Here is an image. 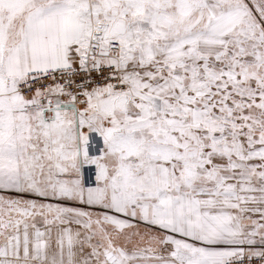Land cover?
I'll return each mask as SVG.
<instances>
[{"label": "snow or ice", "instance_id": "snow-or-ice-1", "mask_svg": "<svg viewBox=\"0 0 264 264\" xmlns=\"http://www.w3.org/2000/svg\"><path fill=\"white\" fill-rule=\"evenodd\" d=\"M0 264H264V0H0Z\"/></svg>", "mask_w": 264, "mask_h": 264}]
</instances>
